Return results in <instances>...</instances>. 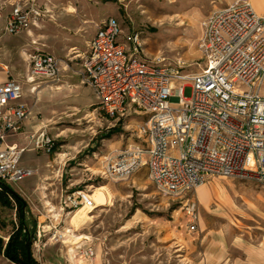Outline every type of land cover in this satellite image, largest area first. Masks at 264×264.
Masks as SVG:
<instances>
[{"label": "rangeland", "instance_id": "rangeland-1", "mask_svg": "<svg viewBox=\"0 0 264 264\" xmlns=\"http://www.w3.org/2000/svg\"><path fill=\"white\" fill-rule=\"evenodd\" d=\"M19 1L34 3L44 14L37 27L0 41V63L20 83L21 101L30 110L25 139L18 145L28 149L21 166L35 174L10 188L27 206L29 228L34 224L32 258L38 264H204L215 246L223 248L226 262L231 248L239 244L261 246L263 187L231 178L209 179L201 185L209 192L206 208L199 204L197 188L192 194L199 219L196 232H189L180 210L184 200L160 193L144 168L123 180L102 172L108 158L138 142L136 127L145 120L141 113L130 108L119 120L108 118L78 74L63 71L65 76L55 86L28 82V56L36 51L52 53L67 63V70L79 71L91 36L108 17L120 23L124 41L132 32L140 34L143 58L171 66L181 61L184 73H196L204 63L198 48L201 21L216 11L209 5L217 0ZM70 7L74 13H68ZM63 23L69 28H62ZM40 132L53 140L50 153L31 150L32 138ZM13 140L17 138L7 141ZM92 187H106L111 202L96 208L89 221L75 228L69 223L70 213L60 208L61 196L73 191L90 194ZM16 224L14 206L0 204L3 244ZM88 246L95 254L92 261L83 255ZM0 264L12 263L0 255Z\"/></svg>", "mask_w": 264, "mask_h": 264}, {"label": "built area", "instance_id": "built-area-1", "mask_svg": "<svg viewBox=\"0 0 264 264\" xmlns=\"http://www.w3.org/2000/svg\"><path fill=\"white\" fill-rule=\"evenodd\" d=\"M8 8L5 13L3 9ZM43 10L34 3L0 0V41L38 26ZM198 48L204 57L198 72L187 74L181 61L164 64L141 56L138 32L123 39L120 23L106 18L88 42L78 75L108 118L119 120L133 108L145 120L136 127L138 142L108 158L103 174L123 180L145 169L162 194L181 198V215L189 232H196V188L215 177L251 182L264 188V18L246 0L210 13L201 21ZM29 78L57 85L68 67L57 57L36 51L28 56ZM62 64L64 66H62ZM0 192L35 170L21 166L28 150L9 138L23 134L29 108L21 103L18 81L0 64ZM35 88L32 89L34 91ZM52 138L40 132L31 150L50 153ZM83 191L61 196V210L90 208ZM84 258H95L93 248Z\"/></svg>", "mask_w": 264, "mask_h": 264}, {"label": "crops", "instance_id": "crops-1", "mask_svg": "<svg viewBox=\"0 0 264 264\" xmlns=\"http://www.w3.org/2000/svg\"><path fill=\"white\" fill-rule=\"evenodd\" d=\"M234 1L235 0H217L215 1L214 5H209V6H210V9H214L217 11L226 5H230ZM246 1L250 3L254 12L258 16L264 18V0H246ZM1 26H2V19L0 18V28ZM61 27L65 29L69 28L67 25H64V23L61 24ZM61 32H63V34H66V30L65 31L62 30ZM73 38L74 40H79L78 36H74ZM49 54L55 56L52 53H49ZM67 69L68 67L64 70V72H66L64 74H68V75L78 74L77 70H74V69L67 70ZM7 76H9V73L7 74ZM3 80H5V75L0 73V81H3ZM21 103L24 104L22 101ZM29 123H30L29 121L25 122L24 128H23V134L19 136L16 140L18 144L21 143L25 139L26 129L29 126ZM216 245H218V243H216ZM222 249L223 248L215 246L213 250L211 251L209 250L210 252L207 253L205 256L204 264H264V242L261 244V246H258V247H254L251 243L246 242L244 245L239 244V246H235V249L231 248L230 259L228 262L225 261L226 257H223L224 253Z\"/></svg>", "mask_w": 264, "mask_h": 264}, {"label": "trees", "instance_id": "trees-1", "mask_svg": "<svg viewBox=\"0 0 264 264\" xmlns=\"http://www.w3.org/2000/svg\"><path fill=\"white\" fill-rule=\"evenodd\" d=\"M0 204L7 207L13 205L17 217L16 228L8 237L6 244H3L0 239V255L12 264H38L32 258L30 251L34 224L29 228L25 202L10 187L3 185L0 192Z\"/></svg>", "mask_w": 264, "mask_h": 264}, {"label": "bare ground", "instance_id": "bare-ground-1", "mask_svg": "<svg viewBox=\"0 0 264 264\" xmlns=\"http://www.w3.org/2000/svg\"><path fill=\"white\" fill-rule=\"evenodd\" d=\"M74 9L72 7L69 8L68 13H74ZM28 82H32V80H28ZM35 91V89H34ZM91 193L89 194V198L92 200V206L90 208H80L72 213H70L69 223L71 226L78 228L89 221L91 218L89 214H91L96 208L106 206L110 204L112 195L106 187H92ZM197 199L199 204L203 207H207L209 192L207 189H203L202 186L197 188ZM70 231L67 230L66 233ZM82 240H88L87 237H82ZM75 244V243H73Z\"/></svg>", "mask_w": 264, "mask_h": 264}]
</instances>
